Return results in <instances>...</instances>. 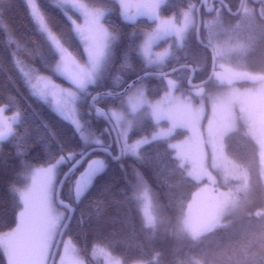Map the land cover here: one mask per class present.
Returning <instances> with one entry per match:
<instances>
[{
    "label": "snow or ice",
    "instance_id": "snow-or-ice-1",
    "mask_svg": "<svg viewBox=\"0 0 264 264\" xmlns=\"http://www.w3.org/2000/svg\"><path fill=\"white\" fill-rule=\"evenodd\" d=\"M3 3L0 0V46L9 50V71L19 74L31 99L72 127L78 141L74 145L70 138L59 139L46 122L38 125L45 131L34 142L44 150L43 165L37 166L27 159L32 145L23 123L25 113L18 109L12 116L4 115L14 97L0 106V162L5 142L13 144L20 161L16 179L9 183L13 206L18 208L15 226L8 231L0 227V255L7 264H87L83 252L88 244L81 247L72 236L73 221L78 227L85 222L83 213L79 218L76 213L86 199L93 204L97 221L104 207L117 202L116 197H123L129 208L136 205L144 233L136 246L143 249L156 239L161 225L172 223V217L159 215L141 167H150L158 180L167 173L179 176L177 183H200L207 178L216 185L217 177L207 163V147L212 149L210 167L221 173L227 190L214 188V194L198 199L208 192L201 189L193 197L200 209L195 215L192 204L185 214L183 199L175 196L163 206L174 204L177 209L175 224L165 229L167 233L196 245L206 234L226 227L229 217L245 213L256 198H264V0H237L235 8L232 0H101L99 7H90L85 0H24L33 30L41 37L38 48L22 42L2 22L7 10ZM52 7L67 25L52 24ZM117 11L121 22L131 27L127 36L109 20ZM73 15L82 18V23ZM140 17L149 22L145 27L137 23ZM193 40L202 51H193ZM161 42L167 47L155 51ZM22 52L38 58L40 66L22 58ZM258 52L259 65L249 70V61ZM135 60L140 61L139 70ZM4 71L5 59L0 56V73ZM197 74L203 78L194 83ZM54 78L70 86L63 87ZM153 80L158 83L150 89ZM9 82L15 85L11 76ZM241 83L249 86L240 91L237 85ZM203 119L208 120L206 139L201 131L194 138L172 142L180 130H203ZM99 121L103 125L97 129ZM241 127L260 148L255 184L251 170L241 168L225 152L226 138ZM135 133L139 135L133 140ZM127 160L133 162L130 171ZM113 165L121 171L122 187L105 179ZM254 215L264 217V211ZM5 223L0 216V226ZM110 236L103 242L94 240L90 255L102 258L104 264H125L126 253L113 255L124 241L116 233ZM227 258L229 264H264V224ZM162 260L163 254L156 251L151 259L136 264H161ZM177 264L215 261L189 256Z\"/></svg>",
    "mask_w": 264,
    "mask_h": 264
},
{
    "label": "trees",
    "instance_id": "trees-1",
    "mask_svg": "<svg viewBox=\"0 0 264 264\" xmlns=\"http://www.w3.org/2000/svg\"><path fill=\"white\" fill-rule=\"evenodd\" d=\"M90 6H102L101 0H85ZM3 7L7 10L4 12L3 21L7 24L16 34L17 37L26 42L31 48H38L40 45L41 37H39L33 30V26L29 21L25 10L24 0H4ZM51 22L56 26H65L67 21L62 14L54 7L50 8L49 12ZM171 14L170 12L168 13ZM109 20L111 23L120 26L125 36L131 32V27L121 22L118 11L110 15ZM137 23L141 27H145L149 22L146 18L140 17ZM107 26V25H106ZM153 26V25H152ZM126 43V41H125ZM163 43V42H162ZM192 48L194 52H200L201 49L196 45L195 40L192 41ZM8 51L0 46V56L5 59V71L0 73V105H7L9 98L14 97L10 110H21L25 113L24 126L30 131L28 143L32 145L28 152L27 159L32 161L33 164H43L44 150L40 143H34L36 137L42 134L45 130L37 128L42 123H48L58 134L59 139H71L72 144H77V138L73 135L72 127L57 118L48 107L39 103L29 97L28 90L21 82L20 76L15 70L9 71L11 65L8 61ZM83 50L81 49V53ZM21 57L32 63L36 67L40 66L38 58L28 56L26 52L21 53ZM83 55L81 59H83ZM256 62L260 61V54L257 53L253 57ZM119 63V61H117ZM137 70L140 68V61L135 60ZM249 66V70H256L258 66ZM47 74V73H45ZM15 81V85L9 82V77ZM134 78V77H130ZM63 84H68L61 78H54ZM158 82L153 80L149 84V88H154ZM163 93L160 92L159 95ZM158 98V96H156ZM105 104L112 103L105 101ZM103 125V121L96 123V128L99 129ZM23 130V128H21ZM139 133L132 134V139L138 138ZM176 136V135H175ZM55 145H52L55 150ZM148 150V149H146ZM226 153L232 157L239 165L245 169L251 170L253 183L255 184L257 174L260 169L259 147L252 135L246 134V129L241 127L238 131L230 133L225 141ZM155 155L154 151L151 153ZM131 170L132 160L125 162ZM20 170V161L15 156V149L11 142L3 144L2 162H0V216H3L6 223L2 227L3 231L15 226V213L18 208L13 206V195L9 191V183L16 179V173ZM141 171L145 173L151 188L154 201L159 215L162 217H172L171 224H163L157 233L156 239L147 243L143 249L136 246L137 241H143L142 213L136 205L129 208L124 204L123 197H116L115 203H112L103 209L102 218L97 221L94 213L93 204L89 199L84 202L77 209V218L83 213L85 222L82 227H78L76 221H73L72 236L77 243L82 247L85 242L88 244L87 250L83 255L87 257V264H100L99 260L93 259L90 255L91 245L94 240L103 242L104 238L111 239V233H116L118 240L124 243L117 244L113 254L119 256L121 253H126L125 263L135 260H148L156 252L160 251L163 254L161 264H177L178 261L186 260V257H194L196 259H208L215 261V264H229L227 254L234 252L246 241V237L250 236L260 224H264V217H257L254 214L258 211H264V198H256L249 206L247 211L233 217H229L224 228L215 230L213 233L206 234L202 240L193 245L189 239L178 241L173 235L165 231L166 228H171L175 224V217L177 209L173 204L171 207L164 208L163 206L169 205L170 200H174L175 196L183 199V212L190 201L192 193L195 191L197 182L187 180L180 181L179 176L168 177L165 173L159 180L153 175V170L150 167H141ZM116 183V187H122L123 181L121 179L120 169L113 165L108 176L105 178ZM166 181V182H165ZM168 184L177 185L176 187L169 188ZM67 191V189H65ZM252 213L253 215H248ZM130 216V221L126 217ZM91 217V218H89ZM86 233L87 240L85 241L84 234ZM129 244L131 246H129ZM179 249V251H177ZM0 264H7L6 258L0 255Z\"/></svg>",
    "mask_w": 264,
    "mask_h": 264
},
{
    "label": "rangeland",
    "instance_id": "rangeland-1",
    "mask_svg": "<svg viewBox=\"0 0 264 264\" xmlns=\"http://www.w3.org/2000/svg\"><path fill=\"white\" fill-rule=\"evenodd\" d=\"M89 5V4H88ZM90 6V5H89ZM92 7V6H90ZM73 18L74 19H77V22L78 23H82V18H79L77 15H73ZM145 18V17H144ZM154 27V25H153ZM165 47H167L166 44L164 43H160L158 44L157 46H155L154 50L155 51H162ZM84 59H86L85 57L83 59H81V63L84 62ZM56 83H59L61 84L63 87H69L70 85L69 84H63V83H60L58 81H55ZM249 85L247 84H244V83H241V84H238L237 87L240 89V91H243L246 87H248ZM0 106H4V105H0ZM17 110H11V111H7L6 113H4V115L6 116H12ZM208 116L210 117L211 116V107L209 106L208 108ZM203 124V130L201 129H197L196 132L194 133L193 131H185V130H180L178 134H176L175 138L172 140L173 143H179V142H183V141H186L188 140L189 138H194L195 136H198L200 134L201 131H203V135L205 137V139L207 138V127H208V120L207 119H203L202 122ZM254 138V137H253ZM255 139V138H254ZM256 141V139H255ZM259 147V145H258ZM226 152V150H225ZM206 153H207V163L209 165V171L212 172V175L217 177V181L218 183L216 185H213L211 184L207 178H205L202 182L200 183H197V186L195 188V191L192 193L191 195V198H190V201L187 203V206L184 210V213H188L189 212V204H192V213L195 215L199 212V207H198V204L196 202L193 201V197L196 196L197 193H201V189H205L207 188L208 189V192L206 193H201L200 197L198 199H202L203 197L207 196V195H210V194H214L213 192V189L214 188H219L220 191H226L227 188L223 187L222 184H223V180H222V176H221V173H219L218 171L216 170H213L211 169L210 165H211V155H212V149L211 147H207L206 148ZM227 157L232 160L234 163L238 164L232 157H230L227 153H226ZM259 157H260V148H259ZM37 166H42L43 164H35ZM239 165V164H238ZM241 166V165H240ZM241 168H244L241 166ZM245 169V168H244ZM235 182H232L229 184V187H232L234 185ZM9 230V229H8ZM6 230V231H8ZM68 237L65 236L64 239H67ZM60 251L62 252L63 251V244L60 245ZM113 255H116V254H113ZM56 260L57 262H59L60 260V257L59 255L56 256ZM96 260H99L100 264H104V261L102 258L100 259H96ZM136 261L138 260H135V261H132V262H129V263H125V264H136Z\"/></svg>",
    "mask_w": 264,
    "mask_h": 264
},
{
    "label": "flooded vegetation",
    "instance_id": "flooded-vegetation-1",
    "mask_svg": "<svg viewBox=\"0 0 264 264\" xmlns=\"http://www.w3.org/2000/svg\"><path fill=\"white\" fill-rule=\"evenodd\" d=\"M236 3H237V0H232V6H233V8H235V6H236ZM206 18H208V17H206ZM209 55V64H210V53L208 54ZM253 66V65H256V66H258L259 65V60L256 62L255 60H253V57L250 59V61H249V66ZM255 66V67H256ZM203 78V76H202V74H197V76H196V78L194 79V83H196V82H199L200 81V79H202Z\"/></svg>",
    "mask_w": 264,
    "mask_h": 264
},
{
    "label": "water",
    "instance_id": "water-1",
    "mask_svg": "<svg viewBox=\"0 0 264 264\" xmlns=\"http://www.w3.org/2000/svg\"><path fill=\"white\" fill-rule=\"evenodd\" d=\"M196 83H199V82H196ZM56 259V258H55Z\"/></svg>",
    "mask_w": 264,
    "mask_h": 264
}]
</instances>
